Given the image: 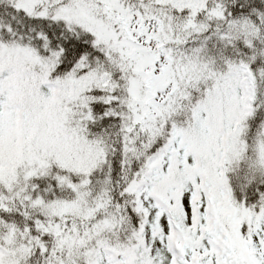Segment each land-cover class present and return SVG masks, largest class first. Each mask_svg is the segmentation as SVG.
<instances>
[{"label":"snow or ice","instance_id":"snow-or-ice-1","mask_svg":"<svg viewBox=\"0 0 264 264\" xmlns=\"http://www.w3.org/2000/svg\"><path fill=\"white\" fill-rule=\"evenodd\" d=\"M0 264H264V0H0Z\"/></svg>","mask_w":264,"mask_h":264}]
</instances>
